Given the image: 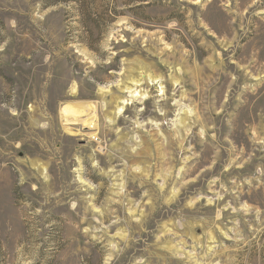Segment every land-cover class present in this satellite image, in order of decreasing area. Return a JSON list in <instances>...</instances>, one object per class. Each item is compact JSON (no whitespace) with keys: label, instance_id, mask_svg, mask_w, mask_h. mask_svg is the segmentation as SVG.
<instances>
[{"label":"rangeland","instance_id":"374dc122","mask_svg":"<svg viewBox=\"0 0 264 264\" xmlns=\"http://www.w3.org/2000/svg\"><path fill=\"white\" fill-rule=\"evenodd\" d=\"M0 264H264V0H0Z\"/></svg>","mask_w":264,"mask_h":264},{"label":"bare ground","instance_id":"6f19581e","mask_svg":"<svg viewBox=\"0 0 264 264\" xmlns=\"http://www.w3.org/2000/svg\"><path fill=\"white\" fill-rule=\"evenodd\" d=\"M155 81H156V79H148V83L149 84H153V83H155ZM136 84V83H135ZM138 84V83H137ZM127 91H128V93H130L132 96H130V97H135V95L133 96V94H135V90H132L131 88H125ZM126 91V92H127ZM137 96V95H136ZM118 100L116 103L117 104H121L122 106L121 107H119L118 105L116 106V110H117V113H120V112H122L123 111V109H124V106H126V105H129V103L126 101V100H121V99H118V98H115V100ZM83 105V104H82ZM76 106V105H75ZM81 108V107H80ZM79 108V109H80ZM69 109H71L72 110V108H69ZM78 109V110H79ZM68 109H64L63 111L65 112V111H67ZM81 110V109H80ZM69 111V110H68ZM73 112V111H72ZM78 113V112H77ZM73 114H75V113H73ZM75 117V116H74ZM73 118V117H72ZM95 117H93V119H94ZM76 119V118H75ZM74 120V119H73ZM77 120V119H76ZM87 120V119H86ZM85 120V121H86ZM109 120V122H112V118H110V119H108ZM77 122V121H76ZM95 126H96V118H95V122H94V124H89V125H86L85 127H88V128H90V129H93V128H95Z\"/></svg>","mask_w":264,"mask_h":264}]
</instances>
